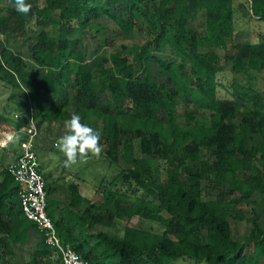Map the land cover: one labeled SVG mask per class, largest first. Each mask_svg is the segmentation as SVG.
I'll list each match as a JSON object with an SVG mask.
<instances>
[{"label":"trees","instance_id":"1","mask_svg":"<svg viewBox=\"0 0 264 264\" xmlns=\"http://www.w3.org/2000/svg\"><path fill=\"white\" fill-rule=\"evenodd\" d=\"M250 1L252 15L264 20V0ZM28 2L31 11L23 15L5 0L0 11L9 8L12 14H0V35L12 33L11 15L40 27L29 46L36 68L28 69L24 54L0 40V79L24 89L27 104L43 121L64 122L75 112L83 123L100 131L94 118L101 120L100 143L111 162L130 163L121 174L154 197L132 199L105 188V201L96 204L81 194L76 183L46 185L47 213L63 243L88 264H167L179 259L195 264H262L264 227L255 216L248 217L241 205L251 190L258 188L264 195V95L236 79L233 98L219 96L218 72L223 68L216 49L226 50L225 58L238 73L264 72V43L229 47L235 35V0ZM114 4L129 16L113 12ZM199 10L206 12V27L196 34L190 20ZM102 14L131 37L135 20L143 19L153 38L134 43L132 61L117 51L89 60L84 36L88 29L105 28L97 21ZM165 46L183 53L187 61L155 54V48ZM69 88L74 90L73 111L68 110L71 100L62 97ZM180 104L190 107L193 121L183 129L173 121ZM202 109L212 112L209 120L195 117ZM243 110L246 115L239 123L236 119ZM22 125L19 121L16 128ZM137 136L142 138V155L123 152L124 139ZM205 149L215 162L202 158ZM156 158L167 164L166 179L160 182L153 178ZM184 160L200 162V169H187ZM239 172L248 176L241 179ZM2 173L0 233L8 240L0 236V264H10L6 254L12 251L11 244L25 241L39 227L35 222L24 224L29 220L25 216L17 218L23 213L21 203L12 196H19V186L10 189L15 180L7 169ZM204 179L218 187L216 198H203ZM233 215L254 225L244 242L233 238L229 219ZM134 216L157 222L165 231L131 226L124 228L123 236L90 231L94 224L114 226L119 219ZM52 252L42 235L33 261L24 264H55L50 260Z\"/></svg>","mask_w":264,"mask_h":264},{"label":"rangeland","instance_id":"2","mask_svg":"<svg viewBox=\"0 0 264 264\" xmlns=\"http://www.w3.org/2000/svg\"><path fill=\"white\" fill-rule=\"evenodd\" d=\"M103 2H108V0H103ZM4 5L5 0H0V6ZM235 5V35L229 42L230 49L237 43H264V20L252 15L251 1L235 0ZM111 9L113 12L129 16L128 11L119 4L111 5ZM0 14H12V12H10L9 8H5L0 11ZM11 17L12 21L10 25L12 33L9 36L0 35V40L5 41L14 51L22 52L27 68L33 70L36 68V65L30 56L29 46L35 42L34 32L37 30L39 31L40 27H37L34 22H27L22 17L12 15ZM97 21L105 28L100 32H97L95 28L88 29L84 36L87 58L89 60H93L96 56L103 53L117 51L121 52L132 61L134 43H143L145 38H153L149 26L143 19L135 20L136 27L134 36L132 37L124 34L119 26L105 14L99 15ZM190 27L196 34L203 33L206 27L205 10H199L195 14L194 18L190 20ZM154 52L160 57L168 60H175L177 62L187 61L183 53L174 50L170 46L157 47ZM216 52L220 55L219 63L223 68L218 72V81L220 83L219 96L221 98H233V85L236 79L248 87L251 86L261 90L264 95V72L247 70L238 73L233 70L232 61L225 58V49L218 48ZM73 95L74 90L69 88L68 92L62 96H67L71 100L72 104L68 107L70 111L75 109ZM27 102L28 97L24 89L17 87L13 81L0 79V137L3 136L6 131L16 130L19 121L25 124L31 119L35 120L40 130L41 138V145L37 146L39 160L42 165L45 164V161H50L48 164L54 165L53 169H51L52 171H47L43 175L48 188L52 184H55V181L62 186L76 183L80 186L81 194L87 198L89 202L96 204L105 201V188L125 194L132 199L140 197H147L151 200L154 199V197L146 193L136 181L121 174L122 169L131 164L124 160H121L119 164L112 163L105 150L99 158L90 157L86 161H79L76 165H73L71 169L65 168L63 165L65 157L62 153H59L58 149L55 147L57 139L63 135L65 131L64 122L59 121L50 123L49 121H43L42 117L39 116ZM189 108L190 107H186L184 104H180L178 112L173 117V121L181 129L187 128L193 124L190 118ZM211 115V111L202 109L198 111L195 117L207 121L210 119ZM245 115L246 111L243 110L238 114L236 121L240 123ZM2 118L5 120H2ZM94 119L97 121L100 132L102 133L101 120H98L96 117ZM17 137H19V139L16 140L15 143H20V140L25 136L18 133ZM141 140L142 138L140 136L134 139L125 138L122 144L123 152H129L134 157H140L142 155ZM6 151L7 149H0V154H4ZM201 155L203 159H209L212 163L215 162V158L206 149ZM153 162L155 166L153 178L159 182L165 180L167 168L165 160L156 158ZM184 164L189 170H199L201 166L200 162H192L190 160H184ZM239 175L241 179H245L248 173L239 172ZM17 186L19 185L16 181H12L9 184L10 189H14ZM202 189L204 199H214L218 196V187L209 182L208 179L203 180ZM59 193L61 194V191ZM12 197L19 203V196L14 194ZM241 206L244 208L248 217L255 216L264 227V195L258 188L250 191L247 201ZM101 212L104 211L102 210ZM21 215L24 218V214L21 213ZM229 219L233 238L244 242L246 237L252 232L254 227L253 223L245 220H237L234 215ZM25 221L29 224L33 223L31 220ZM126 226L144 228L149 231L160 233L165 231V228L157 222L147 221L138 216H134L132 219H119L118 223H115L114 226L94 224L90 227V231L92 233H98L101 230H105L109 233L123 236ZM171 236L174 237L173 235ZM248 250L249 252L253 251L252 246L249 245ZM34 255L31 257L30 262L33 261ZM50 260L54 262L52 258H50ZM261 263L264 264V257L261 258ZM167 264H195V262L189 259H179Z\"/></svg>","mask_w":264,"mask_h":264},{"label":"built area","instance_id":"3","mask_svg":"<svg viewBox=\"0 0 264 264\" xmlns=\"http://www.w3.org/2000/svg\"><path fill=\"white\" fill-rule=\"evenodd\" d=\"M25 137L20 141L18 159L7 170L19 185V199L24 216L35 222L46 244L52 248L51 258L55 264H88L70 244H64L58 235L54 221L47 213L46 180L37 153L39 128L31 119L18 130L8 131L0 137V148L10 144L9 137L17 134Z\"/></svg>","mask_w":264,"mask_h":264},{"label":"clouds","instance_id":"4","mask_svg":"<svg viewBox=\"0 0 264 264\" xmlns=\"http://www.w3.org/2000/svg\"><path fill=\"white\" fill-rule=\"evenodd\" d=\"M10 3L15 11L23 15L29 14L32 8V4L28 0H10ZM20 128H16V130ZM64 129L65 131L57 139L55 147L65 157L63 160L65 168L71 169L73 165H76L81 160L86 161L90 157L99 158L101 156L104 151V147L100 143L102 133L87 123H83L80 115L73 112L70 118L64 121ZM18 139L19 137L17 136L9 137L11 142H15Z\"/></svg>","mask_w":264,"mask_h":264},{"label":"crops","instance_id":"5","mask_svg":"<svg viewBox=\"0 0 264 264\" xmlns=\"http://www.w3.org/2000/svg\"><path fill=\"white\" fill-rule=\"evenodd\" d=\"M40 142H41V138H40V134H39L37 146L41 145ZM0 149H7L6 153L0 154V183H1L3 180V173L2 172L5 169H7L8 165L14 163L18 159V156L20 154V145H19V142L18 143L10 142V144L6 148H0ZM49 162L50 161H48V162L45 161V164H43V165L41 164L43 175L47 171H49V172L52 171L51 169H53V167H54V165H49L48 164ZM47 177H49V176H47ZM52 185L62 186L61 184H58L56 181H55V184H52ZM16 203L18 204V202H16ZM17 218L21 219L23 217L21 215V216H18ZM7 219L10 220V216H7ZM24 224L27 225V222L24 221ZM32 230L33 231L30 232L31 235L28 237V239L25 237L26 238L25 241L13 242L11 244L12 251L10 253L6 254V259L8 260V262L10 264L28 263V262H30V259L34 255V253H36V250L38 248V244H39V242L42 241V235H41V232L39 231V229H32ZM0 236H5V238H7L6 240H8L7 235L0 233Z\"/></svg>","mask_w":264,"mask_h":264}]
</instances>
